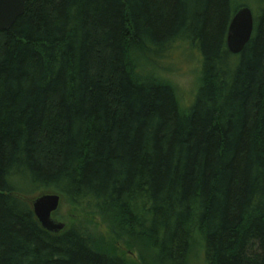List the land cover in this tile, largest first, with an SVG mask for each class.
Here are the masks:
<instances>
[{
    "label": "trees",
    "instance_id": "trees-1",
    "mask_svg": "<svg viewBox=\"0 0 264 264\" xmlns=\"http://www.w3.org/2000/svg\"><path fill=\"white\" fill-rule=\"evenodd\" d=\"M236 11L27 0L0 32V264H126L75 226L44 230L32 201L50 192L98 211L144 264H186L196 238L203 264H264V1L233 55ZM181 43L204 77L185 112L139 71Z\"/></svg>",
    "mask_w": 264,
    "mask_h": 264
},
{
    "label": "rangeland",
    "instance_id": "rangeland-1",
    "mask_svg": "<svg viewBox=\"0 0 264 264\" xmlns=\"http://www.w3.org/2000/svg\"><path fill=\"white\" fill-rule=\"evenodd\" d=\"M233 1L236 10L247 6L253 11V14L257 15L264 0ZM201 66V56L198 51L188 43H181V48L174 50L170 58L161 62L160 66L146 65L139 68V71L144 78L149 77L171 86L180 109L185 112L194 101L199 87L203 84L204 77ZM53 218L64 222L66 228L75 226L86 233L92 239L97 251L119 256L126 264H144L138 249L130 244L125 236L117 233L111 224L99 215L98 211L71 206L62 197ZM203 259L202 245L196 238L186 264H203Z\"/></svg>",
    "mask_w": 264,
    "mask_h": 264
},
{
    "label": "water",
    "instance_id": "water-1",
    "mask_svg": "<svg viewBox=\"0 0 264 264\" xmlns=\"http://www.w3.org/2000/svg\"><path fill=\"white\" fill-rule=\"evenodd\" d=\"M27 0H0V32L8 31L24 15ZM254 32L253 11L243 6L239 8L229 25L227 48L233 55L240 54L250 42ZM61 195L48 193L32 201L33 212L41 227L52 234H58L66 228L64 222L53 218L58 210Z\"/></svg>",
    "mask_w": 264,
    "mask_h": 264
}]
</instances>
